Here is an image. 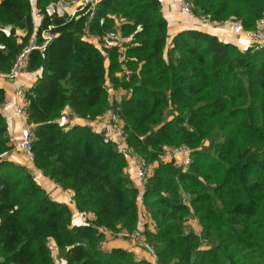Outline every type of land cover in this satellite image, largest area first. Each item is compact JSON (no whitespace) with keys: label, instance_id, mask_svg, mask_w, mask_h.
<instances>
[{"label":"trees","instance_id":"16d2710c","mask_svg":"<svg viewBox=\"0 0 264 264\" xmlns=\"http://www.w3.org/2000/svg\"><path fill=\"white\" fill-rule=\"evenodd\" d=\"M52 1L35 0L42 14L35 27L30 0H0V72L32 33L36 42L41 30L53 33L29 51L25 67L41 69L24 89L32 161L93 216L72 223L70 206L9 157L14 143L0 110V264H55L50 239L64 264H154L102 246L100 226L115 235L138 230L156 264H264V42L240 48L198 28L168 41L160 0H98L75 16L48 12ZM188 1L194 14L237 18L244 29L264 17V0ZM110 31L129 36L124 50L84 36ZM107 81L123 93L117 112L126 144L149 165L141 195L149 219L142 223L139 188L116 141L57 119L67 106L91 120L115 105ZM4 99L0 85V105ZM182 144L191 148L189 163L163 157ZM190 217L199 230L186 224Z\"/></svg>","mask_w":264,"mask_h":264},{"label":"built area","instance_id":"2783aa9c","mask_svg":"<svg viewBox=\"0 0 264 264\" xmlns=\"http://www.w3.org/2000/svg\"><path fill=\"white\" fill-rule=\"evenodd\" d=\"M98 0H57V1H52L47 5V11L48 12H58V13H65L69 16H75L77 15L80 11L82 10H92L94 9L96 3ZM180 11L184 13H189L194 16H198L203 20L206 21H211L209 18L201 16V15H196L192 12L191 10V3L188 0H176ZM38 17L41 19L42 14L38 10H34L32 13V20L34 22V18ZM229 24L230 32L233 35H239L241 33H244L248 41L251 43H262L264 42V17L261 18L256 27L252 29H244L242 27L241 21L237 18H230L228 20H225ZM51 26L48 25V28ZM40 36L42 37L41 42H36V35L32 33L30 41L27 45H25L16 55L11 67L4 71L0 72V77L7 79L9 81H14L18 75L24 71H26V63H27V58H28V53L32 48H43L45 44L49 41V39L53 36V33L49 32L46 29H43L40 31ZM87 39H95L96 41L104 39L106 42L109 43H116L121 45V49H125V45L123 43H126V41L129 39V36L127 35H122L118 31H110L105 33L102 36H97V35H92L90 33H85L84 35ZM125 58V54L122 53L121 59ZM14 94L16 97H19L22 102L25 100L24 97V90L21 86H17L14 90ZM122 91H117L115 92V98H116V104L109 106L104 112L101 114L97 115L94 119H87V125L92 129V130H101L98 128L97 122L102 120V119H107V127L111 133H108L111 139H114L119 147V149L123 150L126 155H132L134 158V168H135V173L141 183H144L146 179V174L149 170V165L146 163L144 157L138 155L137 153L134 152V150L126 144L124 134H123V129H122V119L117 112V106L119 102L121 101L122 97ZM7 105H12L15 110V114L18 116H21L24 118L23 124H21V128L19 131V138L15 144L16 147L21 149L24 154L26 155L27 159L29 161H32V151H31V141H32V136L30 133V126L27 124V118H26V111L21 102H19L16 99L9 98V99H4L3 102L1 103V106H7ZM106 127V130H107ZM167 149L172 150V155L175 157L180 156L181 158L179 159L178 162L182 163L183 165H186L190 161V151L191 148L186 146V145H178L175 147H169ZM34 165L33 167H29L32 171V174L35 177L36 170H34ZM36 168V167H35ZM38 169V168H37ZM59 185V184H58ZM142 221L140 219V222L142 223L143 221H146L149 219V214L146 212L144 208L141 209V214H140ZM85 222H89V220H86ZM99 229L105 233L113 234L109 229L106 227L100 226ZM117 235L121 236H130L133 238L138 239L144 248L150 253V255L153 258H156V254L154 252V248L147 242L145 241L142 237L141 234L138 230H135L131 233H127L125 231L119 232ZM104 240L101 241V245H104ZM49 248L51 251V255L53 257V261L55 264H62L59 263L57 258L60 259L58 256V250L57 246L54 242V240L50 239L49 241Z\"/></svg>","mask_w":264,"mask_h":264},{"label":"crops","instance_id":"0c3cea01","mask_svg":"<svg viewBox=\"0 0 264 264\" xmlns=\"http://www.w3.org/2000/svg\"><path fill=\"white\" fill-rule=\"evenodd\" d=\"M161 1V10L165 18L167 19V28H168V41L171 39L173 34H175L180 29L184 28H198L201 30L209 31L211 33L216 34L220 39L225 41H230L235 44H237L240 48H244L247 45L250 44L248 41L247 36L244 33H241L239 35H233L230 32L229 24L227 22L224 23H214L211 21H206L201 19L198 16H194L189 13H184L180 11L179 5L176 0H160ZM32 13L36 9L35 6V0L32 2ZM40 19L38 17L34 18V26L37 27L39 24ZM18 33H22V29H17ZM93 43L96 44V46H100L104 44L106 41L104 39L96 41L95 39H89ZM109 43V42H108ZM41 69L38 68L36 70L32 71H24L18 75V77L14 81H9L7 79H4L0 77V85L4 87L5 89V98H13L21 102L24 106L25 100H22L19 97H16L14 94V90L17 86H21L23 90L27 87H29L37 78V76L40 74ZM107 87L108 91L111 92V94L117 92L116 89H113L110 85V82L107 81ZM24 98V97H23ZM0 110L3 113L6 123H7V131L6 135L10 138L11 142L14 143V146L11 151H9V157L20 161L24 164H26L28 167H33V161H29L24 154V152L15 146L18 138H19V131L21 128V124L24 122V118L21 116H18L15 114L14 107L12 105L7 106H1ZM61 122H72V123H82L86 124L87 119L85 118H79L74 115H71V110L67 106L62 112L61 115L57 118ZM107 121L106 119H102L97 122L98 128L103 130V128L106 126ZM87 125V124H86ZM107 127V126H106ZM105 127V128H106ZM108 133H111L107 127L106 130ZM21 150L20 152L18 151ZM168 154V155H167ZM171 153H169V149H167L163 155L164 158H168ZM127 157V167L126 172H135L134 167L131 164V160L133 158L132 155H126ZM129 163V164H128ZM130 167L132 169H130ZM151 167V166H150ZM151 169V168H150ZM34 170H36L35 178L38 180V182L49 192L51 197L54 199H57L59 201L66 202L70 208H71V217H72V223L79 224V223H86V220H89L93 214L91 212H83L76 208L74 205V201L72 199V192L69 189H63L60 185H58L56 182H54L52 179H50L48 176L43 174L39 169L34 167ZM131 175V174H130ZM137 187L141 188L140 192V199L142 201V190H143V183L140 182L139 179H137L135 176H130ZM139 209L144 208V205L141 203L138 205ZM196 229V228H194ZM196 230H199L197 228ZM104 247L110 248L113 246H120L127 249L132 250L136 257H144L149 260H151L154 264L155 259L150 255L147 250H145L135 239L131 238H122L119 236H116L115 234H109L107 233L104 238Z\"/></svg>","mask_w":264,"mask_h":264},{"label":"rangeland","instance_id":"374dc122","mask_svg":"<svg viewBox=\"0 0 264 264\" xmlns=\"http://www.w3.org/2000/svg\"><path fill=\"white\" fill-rule=\"evenodd\" d=\"M30 1H32V2H34V0H30ZM211 22H214V23H224L225 21H222V22H216V21H212L211 20ZM106 121H107V119H106ZM107 125V124H106ZM106 127V126H105ZM103 128V130L105 131V132H107L106 131V128ZM205 143H207V141H205ZM167 150V149H166ZM18 151L20 152L21 150H19L18 149ZM125 153V152H124ZM169 153H172V150L171 149H169ZM168 155V154H167ZM125 156H126V153H125ZM127 157V156H126ZM177 158L178 159H180L181 157L180 156H177ZM129 164V163H128ZM131 164H132V166L133 167H135L134 166V158H132V160H131ZM130 169H132L131 167H130ZM133 169H135V168H133ZM128 173V172H127ZM129 174V176H131V175H133V176H135L137 179H139L138 177H137V175H136V173L135 172H133V173H131V172H129L128 173ZM131 174V175H130ZM141 182V181H140ZM139 188V187H138ZM139 191L141 192V188H139ZM140 192H139V194H138V197H137V203H138V205H140L141 203H142V201H141V199H140ZM143 204V203H142ZM141 214V209H139V215ZM140 219H141V221H142V219L143 218H141V216H140ZM188 226H191V227H193V228H199L200 227V225L198 224V222L196 221V219L195 218H192V217H190V219H188L187 220V223H186ZM116 236H119V237H122V238H128V237H126V236H121V235H116ZM131 239H136V238H133V237H131ZM59 256V255H58ZM56 260H58V262L59 263H62V264H64V259L61 257L60 259L59 258H57Z\"/></svg>","mask_w":264,"mask_h":264}]
</instances>
